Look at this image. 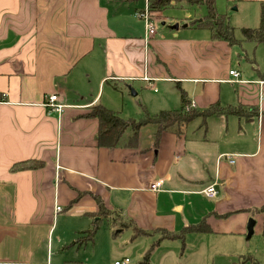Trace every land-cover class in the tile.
<instances>
[{"label":"crops","instance_id":"crops-1","mask_svg":"<svg viewBox=\"0 0 264 264\" xmlns=\"http://www.w3.org/2000/svg\"><path fill=\"white\" fill-rule=\"evenodd\" d=\"M132 3L139 1L0 0V94L6 95L0 102V264H82L54 258L88 245L96 255L124 229H131V243H144V257L133 264H154L163 247L174 251L173 264L177 253L183 264H264V43L237 35L239 26L257 25L234 26L225 14L239 40L230 45L199 34L204 19L171 21L161 13L146 42L144 23L126 18L141 10ZM261 11L262 5L260 17ZM233 70L241 73L239 83L229 82ZM178 85L198 111L219 103L243 108L246 116H212L205 124L197 118L182 135L175 128L164 132L158 146L154 125L138 131L136 144L128 128L116 147L98 146L92 108L102 105L125 120L145 110H179ZM124 88L139 99L129 102ZM52 95L65 107L61 115L46 106ZM228 155L235 165L219 162ZM29 160L43 166L12 172ZM157 181L162 188L153 192ZM213 183L219 194L209 199L203 191ZM99 202L115 215L92 241L73 245L92 228ZM63 212L78 226L70 241L53 237ZM251 219L252 237L262 245L247 239ZM204 220L209 232L177 237ZM135 229L148 235L134 238ZM204 242L207 250L198 246Z\"/></svg>","mask_w":264,"mask_h":264},{"label":"trees","instance_id":"trees-1","mask_svg":"<svg viewBox=\"0 0 264 264\" xmlns=\"http://www.w3.org/2000/svg\"><path fill=\"white\" fill-rule=\"evenodd\" d=\"M140 1V0H132ZM187 2L190 5H205L207 15L201 24H197L199 28L208 30L213 40H223L230 45H235L239 40L235 36V29L228 23V17L225 14H220L216 8V0H150V9L152 13H163V11L169 7L173 2ZM244 40L247 42L264 43V3L262 4V11L260 17V25L258 28H243L241 29ZM178 90L181 96L182 107L179 110L173 111H161L157 114L151 115L146 110L143 115L137 120H125L119 116L118 113L105 108L102 105L92 108L89 113L90 117L96 118L99 121V130L97 134V143L99 147H105L108 149L114 148L120 142V139L125 130L131 128L134 131L133 141L131 144H136L138 140V131L147 125H154L158 128L156 133V146L159 145L161 136L164 132H167L173 128L177 130L178 134L182 135L184 129L190 122L197 118H202L205 124L207 119L212 116H246L243 108L227 106L222 107L219 103L210 106L207 110L201 112L196 109L188 108L190 102L187 99L186 92L178 85ZM253 116L254 113H249ZM43 166L42 162L29 160L15 164L12 167V172H22L33 169H38ZM99 211L92 214L95 219L92 228L87 231L86 237L78 240L73 245L83 244L86 241L93 240L99 229L103 226V221L111 216H114L116 212H112L101 203ZM261 211H264L262 209ZM117 220V217L115 218ZM120 227H123L121 225ZM209 228L204 221L197 226H190L182 230L177 237L184 240L185 237L192 233H207ZM142 235H148L147 232H143L139 229H135L134 238H138ZM164 238L170 239L175 236H169L163 234ZM150 252L145 255L147 261L150 256ZM252 260V257H246V260ZM254 264H259L256 260H252Z\"/></svg>","mask_w":264,"mask_h":264},{"label":"rangeland","instance_id":"rangeland-1","mask_svg":"<svg viewBox=\"0 0 264 264\" xmlns=\"http://www.w3.org/2000/svg\"><path fill=\"white\" fill-rule=\"evenodd\" d=\"M239 1L240 0H233V1L232 0H216V8H217L218 13L228 14L229 16L231 15L233 17L231 23L234 26L242 25V23H248L250 25H257L259 27L260 15L258 14V10L259 8H261V5L264 3V0H262L261 2L257 0H246L241 5V10L237 11L239 3H240ZM132 5H133L132 8L136 6L140 7L141 10L144 8L143 6L144 3L142 2V0L139 1V3H132ZM160 14L161 13H156V12L153 13L152 14L153 19H155L156 21H159ZM163 15L166 17V19L171 20V21L173 20L175 21L176 19H179V20L186 19L187 15H189L190 18H187V19H189V22L191 21L194 24L197 21L203 20L206 17L207 10H206L205 5H190L187 2L173 1L169 5V7H167L163 11ZM126 18H128V20H132L133 22L134 20H136V22L140 21L134 16V14L133 16H130L128 14ZM128 22L131 23L130 21ZM257 26L248 27V28H255ZM239 27L240 28H238L237 30V35L241 37L242 36L241 27L243 26H239ZM200 32L201 33L199 34L206 36V37L210 35L209 31L207 30L200 31ZM175 88L176 90H178L177 87ZM124 89L126 90L128 95L130 94L128 98L129 102L132 103L134 102L133 100L136 101L139 99L138 97H135V96L133 97L132 92L129 90V88H124ZM157 89L160 90L162 89V87L158 86ZM66 214L68 213L63 212L62 217L56 218L54 222V229L52 230L54 232L53 233L54 238L59 236V237H64L67 240H69L72 237L71 232H73L74 229L78 228L74 220L66 219L68 218V217H65ZM118 231H121V230L116 231V238L113 239L112 242L108 241L105 244L103 243L99 245L96 255L93 252L94 248L91 245H88L86 248L83 247L80 250L76 248L70 249L67 255H65L66 251L58 252L57 256L54 258V262L63 263V261L67 259V261L68 260L70 261L80 260L82 264H114L115 259L126 257V255H128V257H130L132 261H134V263L140 262L141 258L144 257V255L140 256V251L144 243H140L141 241H137L135 243L130 242L131 234H132L131 229H124L122 232L117 233ZM101 234H106V236L108 237V240H110L109 239V236H110L109 234H111L110 231L106 232L103 230ZM145 240H148V239H145ZM257 242L258 244L262 245L261 240L258 237H254V238L252 237L249 240V243L255 244ZM198 246L202 250H207V248L209 247L208 242H204L202 244L200 243L198 244ZM149 248L150 246L148 247V249ZM121 253L123 254L121 255ZM173 254H174L173 250L171 251V249H165V247L161 249H157L155 252V256L153 257V262H155L154 264H166V261H168L167 264H173L172 263ZM259 257H264V254L261 252ZM176 259H177V262L175 264H183V261L180 259L178 253L176 255Z\"/></svg>","mask_w":264,"mask_h":264},{"label":"built area","instance_id":"built-area-1","mask_svg":"<svg viewBox=\"0 0 264 264\" xmlns=\"http://www.w3.org/2000/svg\"><path fill=\"white\" fill-rule=\"evenodd\" d=\"M152 12L150 9V0H145V7L142 10H138L135 14L136 18L141 20L144 23L145 31H146V42H149V40L154 37L157 33L159 21H156L152 17ZM229 75L233 78V80L229 81L233 84L239 83L241 79V73L233 70L230 71ZM145 81L150 82L151 79L149 77L144 78ZM6 100L5 94H0V102ZM46 106L49 108L50 112H56L60 115L64 112V105L59 103V96L58 95H52L48 98V102ZM195 104L190 103L188 108L195 109ZM227 160L231 165L236 164V158L234 155H228V156H221L219 158V162L223 160ZM163 185V181H157L153 183L150 186V190L153 192H158L161 190ZM203 194L209 198V199H215L217 198L219 191H218V183H213L210 186H208L204 191ZM57 212H62V208L58 207ZM64 264H79V263H64ZM114 264H133L131 258H123L120 260H116Z\"/></svg>","mask_w":264,"mask_h":264},{"label":"water","instance_id":"water-1","mask_svg":"<svg viewBox=\"0 0 264 264\" xmlns=\"http://www.w3.org/2000/svg\"><path fill=\"white\" fill-rule=\"evenodd\" d=\"M176 28H178V26H176ZM255 220L251 219L249 221L248 224V235H247V239H250L252 237V235L254 234V227H255Z\"/></svg>","mask_w":264,"mask_h":264}]
</instances>
